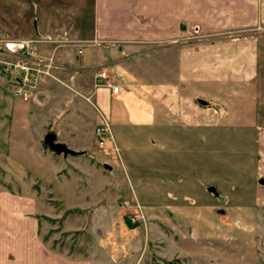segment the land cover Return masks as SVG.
<instances>
[{
  "label": "rangeland",
  "instance_id": "obj_1",
  "mask_svg": "<svg viewBox=\"0 0 264 264\" xmlns=\"http://www.w3.org/2000/svg\"><path fill=\"white\" fill-rule=\"evenodd\" d=\"M29 1L0 0V77L10 88L0 107V194L23 203L10 208L36 218L47 245L80 264H264V4L253 15L226 10L216 17L223 23L217 30L195 21L190 37L178 41L191 49L225 41L231 46L219 53L238 48L244 54L234 62L227 56L230 71L204 84L192 109L178 110L160 131L145 132L155 145L126 141L122 148L112 134L105 148L96 141L97 157L81 159L90 172L76 165L55 174L36 151L38 144L47 150L43 139L57 134V118L29 104L34 97L39 106L45 103L41 81H56L59 47H38L54 40L30 45L51 68L29 101L13 95L16 75L2 63L9 54L27 56L22 41L38 20Z\"/></svg>",
  "mask_w": 264,
  "mask_h": 264
},
{
  "label": "crops",
  "instance_id": "obj_2",
  "mask_svg": "<svg viewBox=\"0 0 264 264\" xmlns=\"http://www.w3.org/2000/svg\"><path fill=\"white\" fill-rule=\"evenodd\" d=\"M64 2L33 0L26 3L31 7V15L38 17L26 39L54 40L38 47L57 44L61 66L54 77L56 81H49L46 77L41 81L42 101L45 103L39 106L35 102L37 97L33 96L29 106L41 111L39 114L47 119L57 118L55 134L59 142L78 153L85 152L58 155L49 148L40 151L38 144L37 155L55 174L62 173L65 168L75 170L81 159L89 162L100 154L94 133L100 115L108 118L112 134L122 148L121 143L126 141L156 143V139L150 143L145 132L160 131L167 118L178 114V110L182 109L184 113L190 107L192 109L194 96L203 93L201 87L230 71L227 56L234 62L244 54L238 48L231 55L226 51L219 53V48L229 45L225 41L199 46L198 49H191L184 43L177 44L178 41L190 37L189 31L195 21L213 24L217 30L223 23L216 17L226 10H232L237 16L253 15L258 4H264L263 0ZM243 4L249 10H245ZM102 71H107L112 82L119 86L117 93L99 84L103 81L99 77ZM4 80L0 77V107L10 89ZM56 101L58 111L50 116L49 110ZM72 106L77 109L74 113L69 111ZM32 122L29 119L26 125L32 127ZM12 125L24 127L23 123L11 121L9 126ZM37 139L40 143L41 138ZM80 166L90 172L89 166L85 164L83 167V162ZM28 171L36 175L29 168ZM12 202L23 204L18 197L12 199L11 194H6L3 198L0 194V264H80L51 249L39 235L37 219L18 216L10 208Z\"/></svg>",
  "mask_w": 264,
  "mask_h": 264
},
{
  "label": "built area",
  "instance_id": "obj_3",
  "mask_svg": "<svg viewBox=\"0 0 264 264\" xmlns=\"http://www.w3.org/2000/svg\"><path fill=\"white\" fill-rule=\"evenodd\" d=\"M33 42L34 41L31 39L22 41L21 47H24L27 56L20 57L17 54H15L14 56H11V54H9V57L2 62L3 65H6V67L14 70V74L16 76L13 85V95L17 98H21L23 101H29L31 98H33L41 74L50 75V73L47 71V68L50 69L51 64L49 63V65H44L41 60L33 56V51H31L32 53L30 52L29 47ZM81 52L82 51L80 50L79 53ZM43 65L46 66V68L43 69ZM99 77L101 78V80H103L101 83L99 82V84L108 86L109 88H111L113 93L118 92L119 86L112 82V78L107 71H102L99 74ZM94 133L99 147L105 148L107 144H110V142H112L113 135L108 118L100 115V122L95 127Z\"/></svg>",
  "mask_w": 264,
  "mask_h": 264
},
{
  "label": "water",
  "instance_id": "obj_4",
  "mask_svg": "<svg viewBox=\"0 0 264 264\" xmlns=\"http://www.w3.org/2000/svg\"><path fill=\"white\" fill-rule=\"evenodd\" d=\"M200 102L205 104V101L203 100H200ZM43 142L51 151L55 152L58 155L63 154L65 156H68L76 155L78 153L77 151L69 148L66 144L59 142L57 140V135L53 132H49L48 134H46L44 136ZM106 168H108L107 165ZM259 183L261 185H264V178L259 179ZM208 191L213 193L215 196L219 195L218 191L213 186H209Z\"/></svg>",
  "mask_w": 264,
  "mask_h": 264
},
{
  "label": "trees",
  "instance_id": "obj_5",
  "mask_svg": "<svg viewBox=\"0 0 264 264\" xmlns=\"http://www.w3.org/2000/svg\"><path fill=\"white\" fill-rule=\"evenodd\" d=\"M45 145V144H44ZM46 146V145H45ZM47 147V146H46ZM48 148V147H47ZM85 152H79L78 154H84ZM132 227H134V226H132Z\"/></svg>",
  "mask_w": 264,
  "mask_h": 264
}]
</instances>
